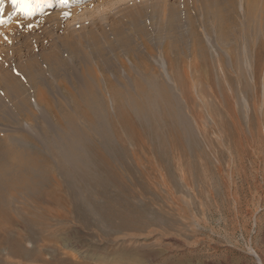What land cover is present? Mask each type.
<instances>
[{
  "label": "rangeland",
  "instance_id": "rangeland-1",
  "mask_svg": "<svg viewBox=\"0 0 264 264\" xmlns=\"http://www.w3.org/2000/svg\"><path fill=\"white\" fill-rule=\"evenodd\" d=\"M254 1H258L256 4L259 5L256 6L257 15L252 19L253 22H246L247 10ZM263 5L264 0H76L65 5L62 0H44L39 10L32 16L25 17L15 12L8 0H5L4 12L0 14L6 21L0 25L1 113L11 114L13 99L28 96L26 93L30 95L26 66H23L26 62L37 64L42 71L44 86L56 95L62 89L61 78L80 76L84 65L96 66L100 62L102 68L103 57L92 44L93 34H97V37L101 31L109 34L112 26L119 20L125 23L119 25L127 31V36L131 39H128L130 47L135 52L145 54L151 66L156 68L158 65V72L166 76L165 73L172 74L175 69L188 70V83L190 82L194 93L196 109L200 111L201 108L200 112H204L202 120L197 121L191 116L183 94L177 92L180 93L177 96L181 103L184 101L182 105L185 117L187 116V126L195 131L196 138H186L185 153L167 156L170 164L168 169L156 156L153 157L155 163H145L149 184L144 190L139 189L135 195L125 199L123 204H118L117 209L122 215L108 220L80 209L68 221L54 223V235L58 238V246L55 247L68 252L70 264H264V66L257 81L259 108L254 111L256 88L252 71L255 48L249 46L257 36L263 46L261 53L264 56V15H261L264 14ZM130 12L137 13L138 19H142H139L143 27V32L139 30L140 35L128 20ZM261 17L263 22H260ZM227 22L232 25L229 27ZM249 29H254L251 31L253 34ZM194 32L200 38L199 43L202 41L204 44L201 43V46L206 51L207 62H204L203 57L197 56L194 63V57L186 56L195 49L192 48L195 47L192 43ZM240 33L242 39L238 36ZM99 37L101 44L105 43L103 48L112 56L118 70L124 73L126 67L128 71L137 68L134 66L139 59L122 52V46L116 43L112 35L110 43L113 46L105 40L101 41L105 38ZM64 41L72 43L78 49L74 57H71L65 44H62ZM114 50L118 53L121 51L116 58H113ZM58 51L62 61L58 74H54L43 55L54 54L56 57L55 53ZM195 51L197 52L196 49ZM236 58L243 59L239 62L240 65L244 62L245 72H242L243 65L239 68L235 66ZM196 64L199 65L197 69ZM206 65L214 66H211L210 76L206 72ZM240 73L245 74L243 81L242 77L239 80ZM247 74L251 76L248 75L250 80L246 81ZM11 75L16 77V90ZM167 78L171 80V77ZM214 78L218 79L219 86ZM235 78L237 82H241L240 85ZM230 79L235 80L234 86L239 85L235 88L238 91L234 89ZM244 82L252 84L251 92L244 89V92L241 91ZM218 87L225 88L223 90L226 91L224 93H229L228 97L231 95L230 105L232 103L233 109L236 108L235 111L244 118L241 138L249 139L244 142L243 147L246 145L244 148L250 155L246 152H241V155L236 150L235 143L240 137L239 133L235 131L236 135L232 139L227 135L226 128L222 127V120L229 118L231 125L234 121L230 115L227 116L228 106L226 107L227 103L222 97L223 91ZM5 88L9 89L10 99L6 97ZM202 99L208 101L209 107L200 106ZM1 118V123L8 124L7 120ZM22 127L28 131L38 130L35 124L31 126L23 123ZM131 220L134 221L132 226L124 225L125 222L131 224ZM38 249L35 241L26 238L22 248L23 259L32 263L30 257L33 260ZM51 253L48 251V254Z\"/></svg>",
  "mask_w": 264,
  "mask_h": 264
},
{
  "label": "bare ground",
  "instance_id": "bare-ground-1",
  "mask_svg": "<svg viewBox=\"0 0 264 264\" xmlns=\"http://www.w3.org/2000/svg\"><path fill=\"white\" fill-rule=\"evenodd\" d=\"M74 1L76 0H64L63 4H70ZM257 2L254 1L249 6L246 22L254 21L252 19L257 15L255 13L257 11L256 6H259L256 4ZM262 12H264V9ZM261 15L263 17L264 14ZM128 17L130 18L128 20H130L132 26H135L136 32L140 35L139 30H142L143 27H141V21H139L140 18L138 19L137 13L130 12ZM262 17L260 22H263ZM119 24L125 25L124 22L119 20L116 25L112 26V32L108 34L105 31H101L98 37L105 38L101 41L105 40L108 44L112 35L116 43L122 46V52L130 53L132 58L136 57L139 59L136 66H134L137 68L133 69V71H128L126 67L125 75L118 70L112 56H109L107 50L105 51L103 48L105 43L101 44L100 39L95 36L97 34H93L92 44L98 48L101 57H103L102 68L100 62L96 66L84 65L80 76L75 75L70 78L71 80L65 77L61 78L60 86L62 89L59 95H56L44 86L42 71L37 67V64L26 62L23 66H26L25 71L30 85L28 88L30 95L26 93L28 96L23 95V97L20 96L13 99V107L9 115L1 113L2 110L0 108V118L2 117L8 121V124L0 122V264H70L67 258L68 252L55 247L58 246V238L54 235V223L68 221V219L77 215L80 209L88 211L89 214L97 218L105 217L108 220L122 215L117 209L118 204H123L125 199L127 200L129 196L135 195L139 189L144 190L149 184L148 171L145 167L146 162L153 164V157L156 156L168 169L170 167L167 162L169 154L173 153L176 155L186 152L185 140L189 137L193 138L195 131L193 132V129L190 130L187 126V116L185 117L182 103L184 101L188 103L184 104L190 107L189 112L197 121L202 120L204 117V112H200L201 108H199L200 111L196 109L197 103L193 100L194 93L189 85L190 82L188 83V70L186 68L181 71L175 69L172 74L165 73L166 76H164L156 70L158 65L156 68L150 65V60L145 54L133 51V48L129 45L131 44L129 41L131 39L127 36V31ZM224 26L227 27V25ZM260 31H262L261 28ZM238 36L241 38V33ZM193 37L192 43L195 47L192 48H195L197 52L194 49V54L193 52L189 53V55L187 54V58L189 56L194 57L195 63L197 56H201L204 62H207L208 57L203 46H201L202 41L199 43L200 38L197 37L195 32ZM246 38L248 39L249 37L247 36ZM255 39L249 44V46L255 48V61L252 71L256 88V97H254V92L252 93L255 98L253 101L254 111L259 108L257 102L259 97L257 81L258 77L262 75L264 66V56L261 53L262 44L257 36ZM239 40L238 43L240 42ZM62 44H65L71 57L78 53V49L72 43L64 41ZM109 45L113 46L111 43ZM202 45L204 44L202 43ZM234 47L237 48V46ZM239 49H241L240 46ZM119 53L114 50L113 58H116ZM55 56L54 54L50 56L43 55V58L46 60L47 65L49 64L48 68L54 74H58L59 64H61L62 59L59 51L55 53ZM118 58L120 59L121 57L118 56ZM181 58L183 57L181 56ZM236 60L235 66L237 68L244 64L242 62V65H240V59L236 58ZM241 60L243 59L241 58ZM196 62L198 63V61ZM198 66L196 64L195 69ZM206 66V72L210 76L212 65ZM183 67L185 66L183 65ZM243 68L244 71L242 72H245L244 65ZM239 75H241L239 80L242 77L243 81L245 74L240 73ZM11 76L16 90V77L14 75ZM167 77H171V80H168ZM235 77L237 78V76ZM214 79H216L215 82L217 83L218 79ZM248 79L249 77L246 81ZM235 80H231L234 89L241 84V82L236 80V83L240 84L234 86ZM215 82L214 84H216ZM217 84L219 86L220 83ZM243 84V88L241 89L240 87L241 91L251 92L252 84L250 83V85L247 82ZM225 88H219L223 91V93L220 92L227 105L224 101L222 102L226 107L228 106L226 113L228 114L227 116L230 115L233 118L231 120L234 121V124L232 123L233 125H231L229 118L227 120H222L223 118H221L222 127L226 128L227 135L232 139L236 135L235 131L239 133L240 137L236 140V146L235 144L234 146L240 152L239 154L241 152L249 154L244 148L246 145L243 147L244 142L249 141V139L246 137L241 138L244 118L235 111L236 108L233 109L232 103L230 105L231 99L229 97L231 95L228 97L227 94L229 95V93H224L225 90L223 89ZM238 90L237 88L236 91ZM252 90L254 89L252 88ZM178 91L185 98V100L182 99L184 100L182 103L177 96H180V93H177ZM4 92L6 97L10 99L9 89L5 88ZM202 92L205 91L202 90ZM239 96L238 98H241ZM238 98L237 101L240 102L241 100L239 99V101ZM207 102L202 99V103L200 102L199 104L202 107H209ZM251 105L250 108H252ZM239 106L238 109H240ZM212 112L214 113L215 110ZM254 114L257 113L254 112ZM253 116L255 117V115ZM23 123L31 126L35 124L38 130L36 132L33 129L28 131V129L22 127ZM252 124H255V122ZM251 131L254 133L253 130ZM232 139L231 141H233ZM133 222L131 220V224L125 222L124 225L132 226ZM115 227L117 228V226ZM26 238L35 241L36 246L39 248L38 254L33 255L34 262L30 257L32 263L23 259L22 248ZM48 251L52 253L48 254Z\"/></svg>",
  "mask_w": 264,
  "mask_h": 264
},
{
  "label": "snow or ice",
  "instance_id": "snow-or-ice-1",
  "mask_svg": "<svg viewBox=\"0 0 264 264\" xmlns=\"http://www.w3.org/2000/svg\"><path fill=\"white\" fill-rule=\"evenodd\" d=\"M11 7L15 12L24 15L25 17L32 16L37 10H39L44 0H8ZM63 2V0H62ZM5 0H0V14L4 12ZM6 21L0 16V25Z\"/></svg>",
  "mask_w": 264,
  "mask_h": 264
}]
</instances>
